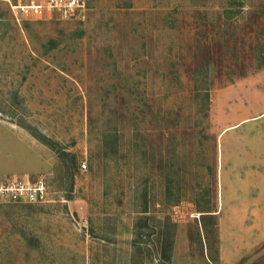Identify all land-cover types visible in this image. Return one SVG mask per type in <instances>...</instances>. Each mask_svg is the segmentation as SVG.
<instances>
[{"label":"rangeland","instance_id":"374dc122","mask_svg":"<svg viewBox=\"0 0 264 264\" xmlns=\"http://www.w3.org/2000/svg\"><path fill=\"white\" fill-rule=\"evenodd\" d=\"M87 1L0 2V264H264V0Z\"/></svg>","mask_w":264,"mask_h":264},{"label":"built area","instance_id":"2783aa9c","mask_svg":"<svg viewBox=\"0 0 264 264\" xmlns=\"http://www.w3.org/2000/svg\"><path fill=\"white\" fill-rule=\"evenodd\" d=\"M7 3L13 11L30 10L39 19L61 15L71 18L87 9V0H40L31 5H23L22 0H0ZM87 169V165L82 166ZM49 202V189L43 178L22 179L0 176V204L43 205Z\"/></svg>","mask_w":264,"mask_h":264},{"label":"crops","instance_id":"0c3cea01","mask_svg":"<svg viewBox=\"0 0 264 264\" xmlns=\"http://www.w3.org/2000/svg\"><path fill=\"white\" fill-rule=\"evenodd\" d=\"M263 122L264 121V111L260 113V115L256 116L253 119H248L246 121L241 122L238 126H235L234 128L227 129L225 132H230L233 129H236L237 127L243 126V125H248L249 130H255L256 124L255 122ZM264 123V122H263ZM264 126V125H263ZM225 135V134H224ZM253 139L249 141L248 144V153L240 155H236V157L240 160H245L243 162L249 163L250 169L253 168L252 171H248L247 176L250 178H256L257 174H259V169L260 167H257L258 164H264V136L260 135H252L251 136ZM236 159V158H235ZM262 176H259L261 178Z\"/></svg>","mask_w":264,"mask_h":264},{"label":"trees","instance_id":"16d2710c","mask_svg":"<svg viewBox=\"0 0 264 264\" xmlns=\"http://www.w3.org/2000/svg\"><path fill=\"white\" fill-rule=\"evenodd\" d=\"M46 142H47V141H46ZM74 164L76 165V162H73L72 164H69V163L67 162V164H66V171H67L68 174H71V175L74 174ZM167 190H168V191H167V193H168L167 197L172 198V197L174 196V194L171 192V190L169 189V187H168ZM175 200H176V202H179L180 198H179V197H178L177 199L175 198ZM176 202H173V200H172V201H170L169 203H170L171 205H176ZM146 208H148V207H146ZM206 212H208V211H204L203 213H206Z\"/></svg>","mask_w":264,"mask_h":264}]
</instances>
